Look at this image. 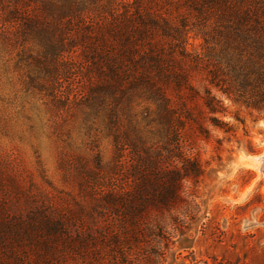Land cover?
<instances>
[{"label": "trees", "instance_id": "trees-1", "mask_svg": "<svg viewBox=\"0 0 264 264\" xmlns=\"http://www.w3.org/2000/svg\"><path fill=\"white\" fill-rule=\"evenodd\" d=\"M0 41L20 47L38 91L48 74L61 88L66 73L86 70L80 111L113 137L117 171L87 206L100 208L106 242H69L70 220L39 208L0 231L42 230L46 241L21 256L0 244V264H167L183 182L204 173L187 156L189 130L208 138V126L227 127L215 91L264 111V0H0Z\"/></svg>", "mask_w": 264, "mask_h": 264}, {"label": "rangeland", "instance_id": "rangeland-1", "mask_svg": "<svg viewBox=\"0 0 264 264\" xmlns=\"http://www.w3.org/2000/svg\"><path fill=\"white\" fill-rule=\"evenodd\" d=\"M190 44L201 51L199 38ZM20 54V47L0 41V228L28 223L32 210L42 208L70 220L69 242L80 236L106 242L110 232L100 230V208L89 212L87 206L100 201V188L116 177L115 143L100 116L80 111L91 89L86 70L66 73L61 88L48 74L47 91H38L27 84ZM215 94L224 108L216 117L227 127L208 126V138L189 130L187 156H196L204 173L196 183L183 182L182 227L167 264H264V111ZM44 236L42 230L2 228L0 244L21 256L28 242Z\"/></svg>", "mask_w": 264, "mask_h": 264}, {"label": "bare ground", "instance_id": "bare-ground-1", "mask_svg": "<svg viewBox=\"0 0 264 264\" xmlns=\"http://www.w3.org/2000/svg\"><path fill=\"white\" fill-rule=\"evenodd\" d=\"M260 160L263 162L262 166H264V157L261 158Z\"/></svg>", "mask_w": 264, "mask_h": 264}, {"label": "water", "instance_id": "water-1", "mask_svg": "<svg viewBox=\"0 0 264 264\" xmlns=\"http://www.w3.org/2000/svg\"><path fill=\"white\" fill-rule=\"evenodd\" d=\"M262 170H263V172H264V166H262Z\"/></svg>", "mask_w": 264, "mask_h": 264}]
</instances>
